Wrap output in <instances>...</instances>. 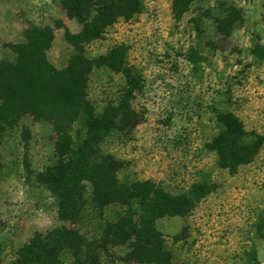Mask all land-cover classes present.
<instances>
[{"label": "rangeland", "instance_id": "rangeland-1", "mask_svg": "<svg viewBox=\"0 0 264 264\" xmlns=\"http://www.w3.org/2000/svg\"><path fill=\"white\" fill-rule=\"evenodd\" d=\"M172 4L142 0L139 13L117 19L85 44L91 58L122 45L126 63L140 74L141 88L129 95L139 122L108 137L103 150L123 163L119 177L150 178L179 192L202 173L213 185L188 214L156 220L173 264H264V0H193L179 17ZM58 19L79 31L59 0H0V60L14 58L7 45L23 41L28 25L54 26ZM72 53L63 28H55L48 61L65 66ZM124 86V76L102 64L91 72L88 92L101 108ZM217 109L232 111L262 139L255 158L232 174L209 149ZM55 160L49 123L25 116L6 131L0 143L5 257L36 231L70 226L58 217L56 197L42 179ZM112 251L102 264H144L118 260L123 247Z\"/></svg>", "mask_w": 264, "mask_h": 264}, {"label": "trees", "instance_id": "trees-1", "mask_svg": "<svg viewBox=\"0 0 264 264\" xmlns=\"http://www.w3.org/2000/svg\"><path fill=\"white\" fill-rule=\"evenodd\" d=\"M191 1L173 0L175 17ZM59 2L67 18L80 25L78 32H70L59 19L54 26L30 24L23 30V41L7 45L14 58L0 60V143L25 116L51 125L56 160L42 179L56 197L58 217L70 226L34 232L9 258L0 247V264H102V256H112L117 247H123L118 255L123 262L173 264L156 220L188 214L213 185L202 173L200 180L179 192L150 178L119 177L123 163L102 146L108 137L139 122L129 95L141 88L140 74L126 63L122 45L102 58L85 53V44L99 39L117 19L139 13L142 0ZM55 28H63L65 41L73 47L60 69L45 54ZM102 64L121 73L125 86L98 108L89 96L88 82ZM215 123L209 149L219 168L235 173L258 154L261 136L245 130L230 110H215ZM173 241H178L177 235Z\"/></svg>", "mask_w": 264, "mask_h": 264}, {"label": "crops", "instance_id": "crops-1", "mask_svg": "<svg viewBox=\"0 0 264 264\" xmlns=\"http://www.w3.org/2000/svg\"><path fill=\"white\" fill-rule=\"evenodd\" d=\"M57 68H62V67H64V65H55Z\"/></svg>", "mask_w": 264, "mask_h": 264}]
</instances>
